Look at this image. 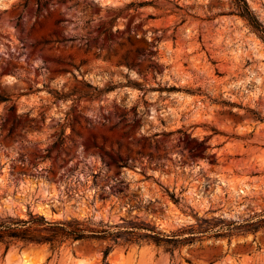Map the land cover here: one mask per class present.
I'll return each instance as SVG.
<instances>
[{
	"label": "rangeland",
	"instance_id": "obj_1",
	"mask_svg": "<svg viewBox=\"0 0 264 264\" xmlns=\"http://www.w3.org/2000/svg\"><path fill=\"white\" fill-rule=\"evenodd\" d=\"M0 94V220L233 224L107 264H264V41L233 0H0ZM107 244L0 245V264H102Z\"/></svg>",
	"mask_w": 264,
	"mask_h": 264
},
{
	"label": "trees",
	"instance_id": "obj_2",
	"mask_svg": "<svg viewBox=\"0 0 264 264\" xmlns=\"http://www.w3.org/2000/svg\"><path fill=\"white\" fill-rule=\"evenodd\" d=\"M236 7L237 15L245 20L247 24L256 31L264 41V27L257 20L253 12L250 10L246 0H233ZM141 4H139L140 6ZM170 90H174L171 88ZM95 92H99L94 89ZM9 100V95L0 94V103H5ZM259 121L262 118L256 115ZM169 199L179 205L182 201L180 195L169 193L166 191ZM205 227L199 226L198 231L190 230V237H183L181 233L165 235L156 232L153 228L146 224L130 222L125 226H115L116 229L102 228L92 226L88 222L78 220L66 221H48L42 216L29 214V218L24 219H2L0 220V245L5 248V253L12 246H48L51 251L62 246L66 241L70 243H83L89 240L109 241L112 245H105L101 250L102 264H107V258L114 245L120 246H137L141 247L142 242L147 244L153 243L156 247L164 246L165 252L171 256L174 250L185 244H190L193 236L211 233L215 238L228 237L232 235L233 224L222 226L213 231L212 227L204 222ZM144 232V233H142Z\"/></svg>",
	"mask_w": 264,
	"mask_h": 264
}]
</instances>
